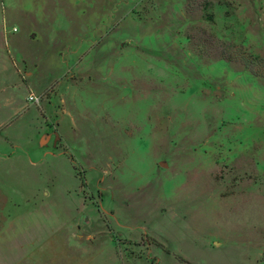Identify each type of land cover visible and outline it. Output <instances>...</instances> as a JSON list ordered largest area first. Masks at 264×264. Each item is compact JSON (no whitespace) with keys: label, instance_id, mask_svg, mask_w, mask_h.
<instances>
[{"label":"rangeland","instance_id":"obj_1","mask_svg":"<svg viewBox=\"0 0 264 264\" xmlns=\"http://www.w3.org/2000/svg\"><path fill=\"white\" fill-rule=\"evenodd\" d=\"M33 7L19 69L77 168L3 181L0 264H264V0Z\"/></svg>","mask_w":264,"mask_h":264},{"label":"crops","instance_id":"obj_2","mask_svg":"<svg viewBox=\"0 0 264 264\" xmlns=\"http://www.w3.org/2000/svg\"><path fill=\"white\" fill-rule=\"evenodd\" d=\"M36 1L43 4L48 0H0V212L6 197L3 191L4 180L16 182L15 187H13L14 198L11 202L20 206L30 202L36 179L45 180L50 176V173L55 174V179L63 177L65 173L60 168L61 163L65 164L64 168L66 166L74 171L73 163L69 157L70 153L53 152L48 147L49 141L44 139L49 126L46 124V119H44L37 103L28 99L30 95H38L35 94L36 90L32 89V85L29 83L30 72L24 73L23 70L19 69L18 57L12 43V34L18 31L16 21H19L21 17H26L28 22L34 21L38 17L41 18L39 14L37 16L36 13L32 12L36 9L33 7ZM18 6L23 8L21 14L19 10L17 13ZM41 20L43 21V19ZM20 83L23 84L22 88L25 92L23 99H19L17 93ZM33 107L35 113H33ZM33 115L39 121V128L41 129L37 142H35L33 135L30 138V134L28 135L25 131L31 126L28 123L34 122ZM27 117L29 118L27 119ZM16 130H19L21 134H17ZM44 196L47 198V193ZM44 201L42 198L41 203L43 204ZM44 212L45 207L43 205L36 208L32 214L34 221H39L42 217L41 213ZM161 247L167 252L164 245ZM176 258L178 259L177 256ZM181 262L187 264L184 261Z\"/></svg>","mask_w":264,"mask_h":264},{"label":"built area","instance_id":"obj_3","mask_svg":"<svg viewBox=\"0 0 264 264\" xmlns=\"http://www.w3.org/2000/svg\"><path fill=\"white\" fill-rule=\"evenodd\" d=\"M28 99H29L31 102H35V103H37V104L40 103V97H39V96L30 95V96L28 97Z\"/></svg>","mask_w":264,"mask_h":264},{"label":"trees","instance_id":"obj_4","mask_svg":"<svg viewBox=\"0 0 264 264\" xmlns=\"http://www.w3.org/2000/svg\"><path fill=\"white\" fill-rule=\"evenodd\" d=\"M69 157H70V159H71V161H72V163L74 165V168H77V166L75 165V160H74L73 155L72 154H69ZM181 260L184 261V262H186L187 264H191V263H189V261H187L185 259H181Z\"/></svg>","mask_w":264,"mask_h":264}]
</instances>
